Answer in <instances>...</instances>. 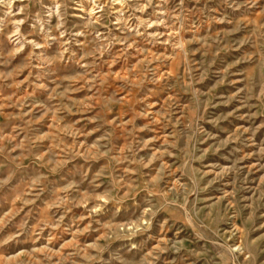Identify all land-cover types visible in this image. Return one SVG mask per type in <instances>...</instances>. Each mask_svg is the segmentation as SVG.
<instances>
[{"label": "rangeland", "instance_id": "374dc122", "mask_svg": "<svg viewBox=\"0 0 264 264\" xmlns=\"http://www.w3.org/2000/svg\"><path fill=\"white\" fill-rule=\"evenodd\" d=\"M9 2L0 264H264V0Z\"/></svg>", "mask_w": 264, "mask_h": 264}, {"label": "bare ground", "instance_id": "6f19581e", "mask_svg": "<svg viewBox=\"0 0 264 264\" xmlns=\"http://www.w3.org/2000/svg\"><path fill=\"white\" fill-rule=\"evenodd\" d=\"M4 4H10L9 0H3ZM119 3V2H118ZM120 4V3H119Z\"/></svg>", "mask_w": 264, "mask_h": 264}]
</instances>
